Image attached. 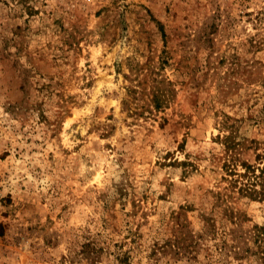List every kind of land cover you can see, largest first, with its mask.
Listing matches in <instances>:
<instances>
[{"label":"rangeland","instance_id":"1","mask_svg":"<svg viewBox=\"0 0 264 264\" xmlns=\"http://www.w3.org/2000/svg\"><path fill=\"white\" fill-rule=\"evenodd\" d=\"M263 150L264 0H0V264H264Z\"/></svg>","mask_w":264,"mask_h":264},{"label":"trees","instance_id":"2","mask_svg":"<svg viewBox=\"0 0 264 264\" xmlns=\"http://www.w3.org/2000/svg\"><path fill=\"white\" fill-rule=\"evenodd\" d=\"M227 139L228 137L226 142ZM226 145L229 150L234 149L235 146L233 143H226ZM236 156L235 153V155L227 157L223 163V168L229 176L230 183L234 187L238 186L240 193L264 201V150L256 154V162L253 164L240 160L238 165ZM239 166L240 168H238Z\"/></svg>","mask_w":264,"mask_h":264}]
</instances>
